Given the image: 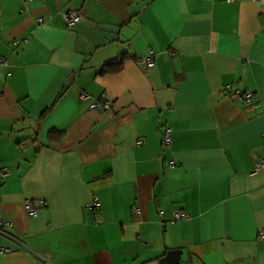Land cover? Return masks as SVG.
Here are the masks:
<instances>
[{
	"label": "crops",
	"instance_id": "obj_1",
	"mask_svg": "<svg viewBox=\"0 0 264 264\" xmlns=\"http://www.w3.org/2000/svg\"><path fill=\"white\" fill-rule=\"evenodd\" d=\"M0 61V264H264V0H0Z\"/></svg>",
	"mask_w": 264,
	"mask_h": 264
},
{
	"label": "built area",
	"instance_id": "obj_2",
	"mask_svg": "<svg viewBox=\"0 0 264 264\" xmlns=\"http://www.w3.org/2000/svg\"><path fill=\"white\" fill-rule=\"evenodd\" d=\"M227 2H231L232 0H226ZM257 1V0H253ZM63 19L65 21L67 29H70L74 24L78 23L81 20V14L77 11H67L63 14ZM37 23L41 24L43 23L42 19H38ZM20 43V41H14L13 45L17 46ZM2 62V61H0ZM142 63L144 64L147 71L151 70L154 67L153 62V55L150 54L149 57L143 59ZM223 95L225 97H232L233 95L238 97L242 103L243 107L247 110H252L256 107L255 99L257 97V94L252 91H240L237 90L235 92H232L231 86H225L222 91ZM90 98V95L88 93L82 92L79 95L80 101H86ZM111 107V102L106 99H97L93 101V103L89 106V110H104L109 109ZM171 128L169 126H165L161 131V143L163 147H168L171 144ZM169 167H174V162H168ZM264 171V160L259 159L255 161L253 164V167L250 171V174L255 175L260 172ZM8 175V170L6 168L0 167V180L5 178ZM100 207V201L97 197H94L92 200H90L88 203H86L85 208L87 210L91 211H97ZM24 209L25 211L32 217H35L37 215V211L32 207V203L30 201H26L24 203ZM135 210V209H134ZM173 221H186L188 220V216L183 211H175L172 213ZM10 224L8 222H4L2 218L0 217V232L2 227H8ZM263 234H259V238L263 239ZM8 249H3L2 252H8Z\"/></svg>",
	"mask_w": 264,
	"mask_h": 264
},
{
	"label": "water",
	"instance_id": "obj_3",
	"mask_svg": "<svg viewBox=\"0 0 264 264\" xmlns=\"http://www.w3.org/2000/svg\"><path fill=\"white\" fill-rule=\"evenodd\" d=\"M181 252L178 250L168 251L166 255L160 259V264H180L179 263V256Z\"/></svg>",
	"mask_w": 264,
	"mask_h": 264
},
{
	"label": "trees",
	"instance_id": "obj_4",
	"mask_svg": "<svg viewBox=\"0 0 264 264\" xmlns=\"http://www.w3.org/2000/svg\"><path fill=\"white\" fill-rule=\"evenodd\" d=\"M121 63V61L120 62H118V64H120ZM117 64V65H118ZM50 110V109H49ZM165 127V126H164ZM164 127H162L161 128V130L164 128ZM63 137V133H61V132H58V131H51L50 132V140H59V139H61Z\"/></svg>",
	"mask_w": 264,
	"mask_h": 264
}]
</instances>
